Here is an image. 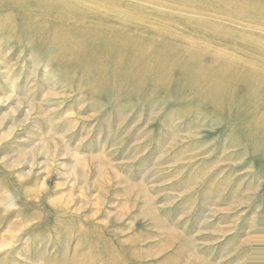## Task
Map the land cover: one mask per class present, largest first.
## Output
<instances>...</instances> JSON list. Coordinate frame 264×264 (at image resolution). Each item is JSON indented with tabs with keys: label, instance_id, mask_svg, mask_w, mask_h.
Masks as SVG:
<instances>
[{
	"label": "rangeland",
	"instance_id": "rangeland-1",
	"mask_svg": "<svg viewBox=\"0 0 264 264\" xmlns=\"http://www.w3.org/2000/svg\"><path fill=\"white\" fill-rule=\"evenodd\" d=\"M0 264H264V0H0Z\"/></svg>",
	"mask_w": 264,
	"mask_h": 264
}]
</instances>
